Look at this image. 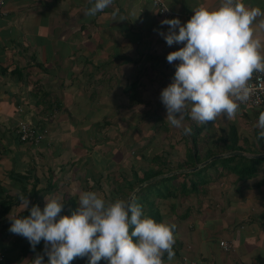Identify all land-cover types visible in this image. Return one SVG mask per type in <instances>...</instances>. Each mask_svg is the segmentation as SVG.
<instances>
[{"label":"crops","instance_id":"0c3cea01","mask_svg":"<svg viewBox=\"0 0 264 264\" xmlns=\"http://www.w3.org/2000/svg\"><path fill=\"white\" fill-rule=\"evenodd\" d=\"M161 1L168 15L161 14L152 0H113L110 7L95 16L86 15L94 0H0V211L5 200L16 202L21 185L17 175L29 174L28 188L37 186L43 206L45 196L63 197L60 215L70 216L71 206L65 200L69 195L64 188L85 182L80 175L96 177L94 183L100 186L95 190L110 194L115 187L107 178L111 171L129 170L130 162L117 160L111 149L122 140L127 141L130 153L139 144L147 154L151 147H164L161 153L165 156L174 153L167 139L175 133L181 137L184 128H175L166 121L160 94L172 83L179 63L170 64L166 57L184 45H167L159 33L166 34L169 26H162L161 21L178 18L183 25L194 14L193 9L203 4L214 10L220 0ZM243 2L264 10V0ZM260 38L264 41V33ZM132 85H136L137 98L130 92ZM261 112L264 108L240 107L234 119L220 117L222 121H216L213 129L219 131V126L222 133L234 125L238 138L249 140L248 145L238 142L247 150L241 152L254 155L251 152L264 147V139L259 140L255 127ZM22 122L45 127L47 138L37 145L20 143L15 131ZM152 122L157 123L156 142L146 145L144 136L154 134H150ZM118 131L121 135H109L115 136ZM107 146L108 154H113L111 164L105 155H101L103 160L98 166L79 161L81 155L99 156L95 151ZM258 168L261 176L248 180L215 168V174L220 171L221 186L226 187L211 190V196L220 202L214 199L207 205L213 209L217 202L218 210L208 214L210 218L200 217L197 212L195 217L202 219L201 224L189 215L196 197L191 196L188 204L182 201L188 196L180 194L161 199L160 203V199L155 201L162 222L175 225V256L168 261L165 253V264H264V184H258L264 177V162ZM224 174L231 178L229 182L223 179ZM75 178L76 185L71 183ZM179 180L180 184L184 182L183 178ZM78 196H69L76 208ZM174 202L178 216L171 213ZM22 210L21 205H14L6 215L0 214V235L11 233V218ZM6 240V236L0 239L3 264H30L21 254L10 260L4 250ZM220 241L231 244L230 252L219 246ZM11 246L20 252L22 244L13 241ZM85 260L78 258L76 262Z\"/></svg>","mask_w":264,"mask_h":264},{"label":"clouds","instance_id":"9594fccd","mask_svg":"<svg viewBox=\"0 0 264 264\" xmlns=\"http://www.w3.org/2000/svg\"><path fill=\"white\" fill-rule=\"evenodd\" d=\"M113 0H94L87 16H95L110 7ZM185 23L176 19L161 21L168 32L159 34L167 45L183 44L170 52L168 63L176 65L172 83L160 94L166 108V121L184 128L187 115L206 124L219 117L234 119L240 105L253 96L250 83L255 73H264V10L248 6L243 0H220L214 10L201 4L193 9ZM178 29V33L177 30ZM255 127L264 139V112ZM26 217L11 218L9 231L26 238L35 251L44 241V254L37 253L30 264H71L76 258H88V264H165L174 259L175 225L156 222L144 214L132 199L106 201L97 191H82L78 207L70 216L60 215L63 197L45 196L43 210L29 208V199L20 194Z\"/></svg>","mask_w":264,"mask_h":264},{"label":"rangeland","instance_id":"374dc122","mask_svg":"<svg viewBox=\"0 0 264 264\" xmlns=\"http://www.w3.org/2000/svg\"><path fill=\"white\" fill-rule=\"evenodd\" d=\"M128 74H130V73L128 72ZM118 84L120 86L122 84L121 81L118 82ZM124 85H128V84H124ZM122 87H123V85H122ZM135 88H136V85H132L131 88H130V92H132V93L134 92L135 98H137L138 94L135 93ZM127 93H129V92H127ZM190 120L191 119L188 117L187 118V122L183 121V125H184V127H188L186 125L189 124V127L192 129L191 134H185L184 133V129L181 128L183 130V131H180V132H182V136L181 137H179L175 133V137L167 139V141L171 145L169 149L174 150V153H172V154H167L166 156L163 155L161 153V151L164 149V147L161 150H158L157 148L151 147L149 149V151H150L149 153L150 154L149 153L147 154L145 152V148L142 147V144L141 145L139 144L138 147L134 146L135 149L132 151V153H130V151L127 150V149H130V147H128L126 145L127 144L126 140H122V143L119 144L118 147L111 148L112 151L116 153L117 160H128L130 162V166H129L130 168H129V170L127 172H125L124 169L120 170L121 168H118V170L115 169V170L111 171L110 176L107 177L108 180H111L113 182V184L115 185L114 188L115 189H118V188H120V189L121 188H125L126 189L127 185H128L126 181H129V182L133 181L135 175L137 176V178H141L142 179L143 175L145 174V171L146 172L150 171V170H148L150 168L154 169V168H157V167H161L162 166V162H164L163 161L164 159L167 162L170 161V163L172 165H176L177 162L184 161L185 160V152L187 150L188 151L192 150L194 147H196L197 150H199V153L201 154V156H203V154L207 150H217V149H214L212 147L213 141H215V139L217 137H219V138L222 137L221 140L224 141L225 139H227L230 136L229 135V127L224 128L222 133H220L222 128H220L219 126H218L219 131L218 130L216 131L215 129H213V128L216 127V121H219V120L222 121L220 117L217 118L214 122H209V123H206V124H201V123L195 122V121H194L193 124H190L192 122V120H191V122H189ZM156 124L157 123L152 122L151 125H150V134L154 133L152 135L153 137H151L147 133L146 136H144V138H143V143L145 142L146 145L148 144V142H150V144H154L156 142V138L154 137V135L157 134V133H155V128H157V127H155ZM158 125H159V123H158ZM194 126L197 127L201 131L200 134L199 133L195 134L194 129H193ZM163 128H164V126L162 127V129ZM207 128H210V129H207ZM122 131H124V130H122ZM122 131L115 132L116 133L115 136L113 134H111V133L109 135H111V137L114 138L117 135H121ZM206 131H209L208 132L209 134L206 133ZM15 132L17 133V131H15ZM169 132L170 131L168 130L167 133L169 134ZM215 134H217V137H215ZM213 137H215L214 140L211 139ZM193 139L195 140L196 145H193V142H192ZM242 140L243 139L239 138V142L242 141ZM129 143H131V141ZM100 148L101 149H98L97 151H95L96 155H99V156L90 158L89 155H87V156L81 155V157H79V161H82L83 163H86V162L90 161V162H92V165L95 163V166H98L100 164V162L103 160L101 158V155H105L106 159H108L107 161L110 164L112 162H114V160H112V155L113 154H111V153L108 154V152H109V151H107L109 149L108 146H107V148H102V147H100ZM149 157L152 158L150 161L148 160ZM147 161H149V162H147ZM221 165H223V164H221V162H219L216 167L212 168V166H211V167L206 168L205 170H201V172H198V173L193 172L188 177V180L190 182H195V183L198 184L197 187H198V191L199 192L198 191L194 192L193 189H191V187H189L190 186L189 185V181L188 182L186 181L185 184L183 185V184H180L178 182V181H180L179 178H181V177L175 178V181L178 182V183H176L174 181V178H171V179L168 180L169 183H166V187L165 186H155V184H153V185L149 186L147 189H145L144 192L145 191L146 192L145 193L143 192V193H144V195L147 194L146 195V201L147 200L148 201L151 200V201L154 202V201L160 199L159 200V203H160L161 199L163 200L164 198H166V195L168 193L167 189L171 190L172 193L175 195V194H180L179 192L182 190V187L185 186L186 190H187L188 198H185V197L183 198V200H182L183 204H188V202L192 198L191 196H193L194 198L196 197V201L197 202L195 204V208H192V206L189 205L194 210L193 211V210L190 209V211H189L190 214L189 215H192V217L194 218L195 221L199 220L200 224H201L203 222L202 219L201 218H196L195 216L199 213L198 215H200V217L202 215H204L207 218H210L208 214H212L214 212V209L218 208V206H216V205H218V203L220 202L218 197L215 198V197L211 196V194H210L211 190L217 191L219 189H223L224 187H226V186H223V185L221 186L222 183L220 184V179L218 178V177H220L218 175V173L220 171H218V170H220ZM172 167H176V166H172ZM217 167H219V169L217 170V173H216L217 175H216L215 174V170H216L215 168H217ZM86 171H88V170H86ZM179 171L180 170H175L173 172H176L175 174H178V173H180ZM67 172L72 174L73 170H68ZM259 172L260 171H259V168H258L255 177L261 176V174H259ZM85 176H83V175L79 176V177H82V178L84 177L86 179L85 182L78 181V185L77 186L68 187V188L65 187L64 188L65 192L69 196H73V195H75V193H77L79 195L80 192H82V191H96L95 188H99V186H100V185H97V184L94 183L95 179H97V178L96 177H91V175L87 176V177H85ZM222 176L225 177V178H223V179H226L225 182L226 181L229 182V180L231 179L228 176V174H224ZM255 177H253V178H255ZM76 179L77 178L72 179L71 183L76 185V182H75ZM123 180H125V181H123ZM228 182H227V185H228V187H230ZM92 188H93V190H92ZM66 190H68V191H66ZM201 190H203L204 192H201ZM127 192H129L128 189H127ZM131 193H130V195H131ZM238 194H242V191H239ZM101 195L105 198L106 201L115 200L119 196L118 195V196H114L113 197V196H111L109 194H105L104 192H102ZM121 195H123V194L121 193ZM215 195H216V192H215ZM69 196L65 198L66 205L69 204L71 202V200H72V198L69 197ZM122 199H125V197H123ZM214 199L218 203L216 202L213 205L211 204L213 206V209H209L210 207L207 204H208L209 201H213ZM220 199H222V197ZM174 203H175V206H172L171 213H174L175 215H177L179 212H178V208H177L176 202H174ZM75 205H76V202H75ZM44 206H45V204H44ZM185 207H186V205H185ZM206 207H207V209H206ZM182 210L183 209H181V211ZM215 228H216V226H214V229ZM4 236H6V238H7V240L5 241L4 250H6V254L8 255L9 259L10 260H14L15 258L18 257L20 252H18L17 249H15L13 246H11V243L13 241H16L18 244L21 245V244H24L28 240L26 238L22 237V236H19V235L13 234V233H8L6 235H0V239H3ZM214 238H216V237H214ZM14 239H16V240H14ZM236 253L237 252H235V254ZM4 262L5 261L3 260V257H2V260L0 261V264H3Z\"/></svg>","mask_w":264,"mask_h":264},{"label":"trees","instance_id":"16d2710c","mask_svg":"<svg viewBox=\"0 0 264 264\" xmlns=\"http://www.w3.org/2000/svg\"><path fill=\"white\" fill-rule=\"evenodd\" d=\"M30 125L34 126L38 130L37 132L39 135H40L39 132H41V134H43L42 131H45V133L43 134L44 138L41 141V142H43L48 136V130L45 127L44 128L40 127L39 125H32V124H30ZM193 129H194L195 134L201 133V131L197 127L194 126ZM16 131H17L16 137L20 143H27V144H32V145H37L40 143V142L37 144L34 143L35 139H36V135H37L36 133H34V135L31 138L27 137L26 139H21L20 138L21 137V131L19 129V125H18ZM29 131H27V132H29ZM229 135L230 136L227 139H225L224 141L221 140V138H222L221 137V138L216 139V141L214 143H212V147L214 149H217V150H207L203 154V156H201V154L199 153V150H197V148L194 147L190 151L187 150L185 152V160L182 162H177L176 165H172L170 163V161L167 162L164 159L163 160L164 162H162L161 167H157L154 169L153 168L148 169L150 171H147V172L145 171V174L143 175L142 179L137 178V176L135 175L133 181H130V182L126 181L128 184L126 189L125 188L115 189L113 187L111 189V192L109 195H111L113 197L119 195V197H121V199L123 197H125V199L128 200L130 193L139 184L143 183L144 181H146L148 179H151V178L156 177L158 175L167 174V173L173 172L175 170L194 168L196 165L202 163L203 161H205V160H207L210 157L215 156V155H219V154H223V153L231 152V151H244V152L247 151L245 148H243L242 145L238 144L239 138H238L237 131H236V128L234 125L229 126ZM259 140H261V139H259ZM192 142H193V145H196V142L194 139L192 140ZM241 142H242V144L246 143L248 145V139L247 138H244ZM261 152H264V147H262L261 149H259L257 151L251 152V154L257 155ZM219 162H221V164H223V165H221L222 170H226L229 173L236 175L237 179H239V180H248V179L255 177L258 166L264 162V158L248 159L245 157L235 156V157L215 160V161L211 162L210 164H208L207 166L203 167L202 169H199L198 171H196V173L201 172V170H205L206 168L211 167V166H212V168L216 167ZM171 165L176 166V167H172ZM191 174L192 173H178V174H174L170 177H165V178H162L160 180H157V181L151 183L150 185L144 187L142 190H140L137 193L134 200L142 206V209H143V212L145 215L154 219L158 223L162 222V216H161V214H160V212L156 206V202L155 201L153 202L151 200L146 201V195L147 194L144 195V193L146 192V191L144 192V190L153 184H155V186H165L166 187V183H169L168 180L171 178H174V180H175V178H179V177L183 178L184 182L182 184L184 185L186 181L187 182L189 181L188 177ZM218 175L220 176V173H218ZM17 176L19 178V181L21 182V185L18 187L19 194H17V196H16V202L5 200L2 204V210L0 211V214L6 215L14 205L15 206L21 205V201L19 199L20 194H23L24 197H28V199L30 201L29 208H31L33 205H38L41 208V210H43L44 206L37 196L40 193L39 189H37V186L31 185L30 189L28 188V185H29L28 180L30 179L29 174L21 175V176L17 175ZM123 181H125V180H123ZM258 184L259 185L264 184V177L259 181ZM189 185H190L189 187H191V189H193L194 192L198 191V187H197L198 184L197 183L189 181ZM127 189L129 190V192H127ZM167 190H168V193H167L166 197L175 196L171 190H169V189H167ZM121 193L123 195H121ZM179 193H180V195H183V196L188 195L185 186L182 187V190ZM9 197L12 198V196H9ZM112 201H114V200H112ZM67 205L71 206V214H72V212L75 211V208H76L74 200H71V202ZM28 215H30V212L26 211V209L23 208V210L21 212H19L16 217H26ZM182 217H185V216L183 215ZM37 253L43 255V253H44V241H41L40 244H38L36 246L35 251H33L31 249V245L29 244L28 241H26L20 247V254L23 257L28 258L29 263H30V260H32ZM0 257H3V255L0 254ZM77 259L78 258L74 259L71 263L77 264V262H76ZM101 261H103V259ZM79 264H88V258L86 257V260L84 262L79 263Z\"/></svg>","mask_w":264,"mask_h":264},{"label":"built area","instance_id":"2783aa9c","mask_svg":"<svg viewBox=\"0 0 264 264\" xmlns=\"http://www.w3.org/2000/svg\"><path fill=\"white\" fill-rule=\"evenodd\" d=\"M152 2L158 8V11L161 14L168 15L169 11L161 0H152ZM0 5H1V2H0ZM250 83L253 87V96L247 103L241 104L240 107L250 108V109L264 108V73H255ZM19 129L21 131V137H20L21 139H26L27 137L31 138L34 135V133H36L37 135H36V139L34 143L37 144L41 142L42 139L44 138L43 134L45 133V131H42L43 134L39 132L40 133L39 135L37 132L38 130L34 126H31L30 124L26 122L20 123ZM219 246L224 251H229L231 249V244L225 241H220ZM1 260H2V257H0V261Z\"/></svg>","mask_w":264,"mask_h":264},{"label":"water","instance_id":"95a60500","mask_svg":"<svg viewBox=\"0 0 264 264\" xmlns=\"http://www.w3.org/2000/svg\"><path fill=\"white\" fill-rule=\"evenodd\" d=\"M235 156H238V157H246V158H250V159H258V158H262L264 157V153L263 154H258V155H248V154H245L241 151H231V152H228V153H224V154H219V155H215V156H212L210 157L209 159L203 161L202 163L196 165L194 168L192 169H182L180 170L179 172L180 173H193V172H196L198 171L199 169L207 166L208 164H210L211 162L215 161V160H220V159H225V158H230V157H235ZM176 172H170L168 174H164V175H158L156 177H153L151 179H148L146 181H144L143 183L139 184L131 193V195L128 197V199H132L134 200V198L136 197L137 193L142 190L144 187L150 185L151 183L157 181V180H160L162 178H165V177H170L172 176L173 174H175ZM47 256H44V261L46 259Z\"/></svg>","mask_w":264,"mask_h":264}]
</instances>
